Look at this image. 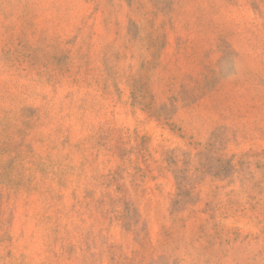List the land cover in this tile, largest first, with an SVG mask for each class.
<instances>
[{"label":"rangeland","instance_id":"rangeland-1","mask_svg":"<svg viewBox=\"0 0 264 264\" xmlns=\"http://www.w3.org/2000/svg\"><path fill=\"white\" fill-rule=\"evenodd\" d=\"M0 264H264V0H0Z\"/></svg>","mask_w":264,"mask_h":264}]
</instances>
